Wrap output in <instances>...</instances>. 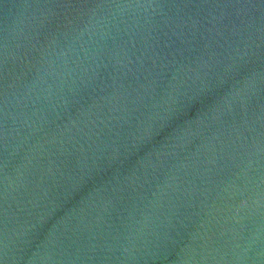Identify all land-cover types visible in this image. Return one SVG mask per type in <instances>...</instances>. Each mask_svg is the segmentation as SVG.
I'll return each mask as SVG.
<instances>
[{
	"label": "water",
	"instance_id": "1",
	"mask_svg": "<svg viewBox=\"0 0 264 264\" xmlns=\"http://www.w3.org/2000/svg\"><path fill=\"white\" fill-rule=\"evenodd\" d=\"M0 264H264V0H0Z\"/></svg>",
	"mask_w": 264,
	"mask_h": 264
}]
</instances>
